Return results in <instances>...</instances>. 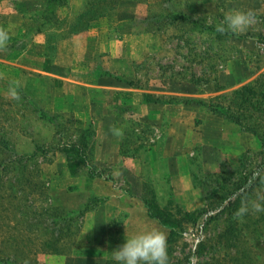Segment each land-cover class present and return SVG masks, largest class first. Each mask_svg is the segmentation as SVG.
<instances>
[{
	"label": "rangeland",
	"instance_id": "rangeland-1",
	"mask_svg": "<svg viewBox=\"0 0 264 264\" xmlns=\"http://www.w3.org/2000/svg\"><path fill=\"white\" fill-rule=\"evenodd\" d=\"M45 1L0 0L9 34L0 46V259L109 264L128 236L106 244L113 205L86 182L104 175L139 201L159 185L168 264H264L260 138L197 103L245 109L229 95L247 84L264 103V0H69L52 14ZM89 2L103 15L77 30ZM234 10L253 12L249 27L217 30ZM91 105L94 118L112 121L95 125V146L119 136L120 160L104 164L92 151L70 179L61 145L76 140ZM249 119L264 139V115ZM117 223V234H132L140 221L124 230L119 214Z\"/></svg>",
	"mask_w": 264,
	"mask_h": 264
},
{
	"label": "trees",
	"instance_id": "trees-1",
	"mask_svg": "<svg viewBox=\"0 0 264 264\" xmlns=\"http://www.w3.org/2000/svg\"><path fill=\"white\" fill-rule=\"evenodd\" d=\"M69 0H46L45 1V12L47 13H54L58 7L65 6ZM92 2L87 3L85 10L78 12V17L76 20V24L74 27L77 30H85L88 27V23L92 20H95L102 16V12L98 9L91 8ZM106 10L111 11L113 7H111L110 2L101 5ZM88 7V8H87ZM81 22H83L81 24ZM129 84V83H128ZM131 84V83H130ZM251 85L247 84L245 86L240 87L239 89L233 91L229 96L234 97L240 101L242 106L238 111H233L230 105L222 104V103H213V102H204V101H197L198 104H202L205 106L209 111L223 117L224 119L230 121L233 124L238 125L241 128H245L253 132L255 135L259 136L261 147L264 149V139L261 135H259L256 131V127L249 122L251 119L250 116L257 114V116L264 115V103L258 102V95L251 89ZM224 96L223 98H225ZM146 102H156L153 100L151 95H146L145 98ZM262 102L264 101V95L262 96ZM252 112V113H250ZM241 113L243 119H241ZM42 118L41 116L39 117ZM256 119V117H254ZM248 120V121H244ZM254 124H257L253 122ZM77 132L76 140L69 141L61 145L62 152L66 158V165L68 171L72 176L76 175L78 170L82 169L83 167H87L90 160L92 159V151L94 148L95 143V130L91 122L87 123L83 128L75 127ZM264 166V165H262ZM94 176V175H93ZM254 178V177H253ZM258 182L259 179L255 178V182ZM253 183H248L247 189L250 191L252 189ZM146 194L144 197L141 198L142 202L144 203L148 216L152 219L157 220L162 226L167 227L169 229V236L168 239L171 237L172 228L169 225L168 221L163 218V208H161L157 202L156 195L153 189L146 188ZM205 216L204 213H200L199 217ZM0 264H16L14 259L5 257L0 259ZM109 264H119V262L109 261Z\"/></svg>",
	"mask_w": 264,
	"mask_h": 264
},
{
	"label": "crops",
	"instance_id": "crops-1",
	"mask_svg": "<svg viewBox=\"0 0 264 264\" xmlns=\"http://www.w3.org/2000/svg\"><path fill=\"white\" fill-rule=\"evenodd\" d=\"M107 108V107H105ZM90 110H91V114L87 113L86 117L84 118L85 121H88L92 123V125L94 126V130H95V125H102V124H108L110 122V124H112V121L110 117H98V118H94L92 116V111H94L97 114V107L94 105L90 106ZM77 112V110H76ZM94 115V114H93ZM80 115H78L79 117ZM104 120V121H103ZM109 125V124H108ZM95 138H96V130H95ZM119 141H120V137L116 136V139L114 138L113 142L105 144V145H101L95 146L94 143V148H93V157L94 159L98 158L97 160L101 163L104 164H110L111 162H116L118 163L120 160V153H119ZM116 143V149H115V144ZM96 154V157H95ZM100 154V156H102V158H100L98 155ZM65 157V155H64ZM92 157V158H93ZM67 174L69 176L70 179L74 178V176H72L70 174V172L68 171L67 165H66V158H65V166H64V174ZM168 180L171 183H175L174 179H175V175L173 172H171L170 174H168ZM87 184H88V188L89 190L93 193L94 196H102L105 197L106 199L109 200V203L112 204L113 206L111 208L105 209V214L108 215L109 217V221L105 226V238H107V242L106 244H113V241L111 240L112 238H123L124 236H128L131 237L134 234H137L143 230L146 229H152V228H156L159 229L161 231H164L166 234V237H168V232L167 230L155 219H152L148 216V212L147 209L144 205V203L139 200L134 199L133 197L129 196V192L127 191V189H124L121 183L123 182H118L116 183V188L114 187V185L108 181L105 180L104 175L102 177H96V178H87ZM84 183V182H83ZM120 184V185H119ZM170 184V183H169ZM171 185V184H170ZM156 188V199L157 202L159 204V206H163V197L161 195H159V191L158 189H160L159 185L156 184L154 185ZM176 187V186H175ZM103 188V190H102ZM162 189V188H161ZM163 190V189H162ZM113 214H116V225L113 222L112 216ZM119 214H125L126 216V226L125 228H123L124 230H127L128 225H130L131 221H135V218L138 217L140 224L138 226H136L134 228V231L132 234H124L121 233V231L119 232V234H117L118 230H122V228H120V224L117 223V217ZM115 227H113L114 225ZM131 227V226H130ZM129 227V228H130ZM114 228H116V236H114ZM138 230V232H136ZM111 253V252H110ZM109 253V254H110ZM107 258L109 261H114V262H118L114 259L113 255L110 256L107 254Z\"/></svg>",
	"mask_w": 264,
	"mask_h": 264
},
{
	"label": "clouds",
	"instance_id": "clouds-1",
	"mask_svg": "<svg viewBox=\"0 0 264 264\" xmlns=\"http://www.w3.org/2000/svg\"><path fill=\"white\" fill-rule=\"evenodd\" d=\"M253 12L234 10L227 13L222 23L217 25V30H231L243 32L251 24ZM9 34L0 28V46L6 45ZM10 93L18 95L15 87L10 86ZM258 211H264V204L256 203ZM248 211L242 205L236 212L237 217H242ZM113 257L119 264H168L167 237L164 231L156 228L146 229L131 237L125 238L124 243L113 250Z\"/></svg>",
	"mask_w": 264,
	"mask_h": 264
}]
</instances>
